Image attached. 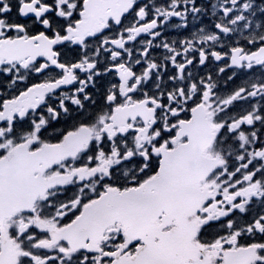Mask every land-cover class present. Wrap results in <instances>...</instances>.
I'll return each instance as SVG.
<instances>
[{"label":"snow or ice","instance_id":"6c2138e0","mask_svg":"<svg viewBox=\"0 0 264 264\" xmlns=\"http://www.w3.org/2000/svg\"><path fill=\"white\" fill-rule=\"evenodd\" d=\"M0 264H264V0H0Z\"/></svg>","mask_w":264,"mask_h":264},{"label":"flooded vegetation","instance_id":"af4514ba","mask_svg":"<svg viewBox=\"0 0 264 264\" xmlns=\"http://www.w3.org/2000/svg\"><path fill=\"white\" fill-rule=\"evenodd\" d=\"M169 38H170V39H177V38H181V37H178V36L176 35V33L173 31V32H170V33H169Z\"/></svg>","mask_w":264,"mask_h":264}]
</instances>
